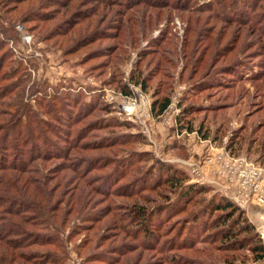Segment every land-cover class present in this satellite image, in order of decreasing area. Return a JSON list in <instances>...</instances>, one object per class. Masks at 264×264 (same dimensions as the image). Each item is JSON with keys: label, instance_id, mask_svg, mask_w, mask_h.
<instances>
[{"label": "rangeland", "instance_id": "rangeland-1", "mask_svg": "<svg viewBox=\"0 0 264 264\" xmlns=\"http://www.w3.org/2000/svg\"><path fill=\"white\" fill-rule=\"evenodd\" d=\"M220 2L193 0L190 5L203 11L188 14L145 5L105 7L96 0H0V9L14 22L9 47L27 65L21 81L29 74L51 95L80 93L88 105L93 96L98 100L90 109L74 106L81 98L72 100L64 116L48 118L60 135H48L56 148L48 149L41 167L48 170L53 191L48 202L39 201L55 212L59 208L54 221L63 233H56L61 264H230L227 247L208 237L213 232L194 226L212 196L225 198L221 192L200 184L209 191L183 211L172 210L167 205L173 204L175 187L164 183L163 175L149 174L152 168L157 174V161L170 165L186 176L183 190L198 185L188 164L206 166L209 157L264 166V37L241 22L214 18L228 10ZM67 19L72 30L52 36ZM261 26L264 34V20ZM10 59L0 51L5 67ZM228 67L236 73L228 75ZM203 83L209 84L203 91L193 89ZM167 97L168 109L155 116L152 104ZM27 102L35 108L33 98ZM184 109L193 110L183 116ZM135 135L144 139L126 138ZM70 139L75 146L68 161L62 154ZM203 171L215 177L213 165ZM82 172L86 177L80 180ZM238 208L264 244V208ZM132 212L145 217L147 236L142 228H128L129 220L141 217ZM236 256L245 259L234 264H255L248 251Z\"/></svg>", "mask_w": 264, "mask_h": 264}, {"label": "trees", "instance_id": "trees-1", "mask_svg": "<svg viewBox=\"0 0 264 264\" xmlns=\"http://www.w3.org/2000/svg\"><path fill=\"white\" fill-rule=\"evenodd\" d=\"M96 1L100 6L121 7L128 10L134 9L137 5H145L155 9L161 7L179 9L176 11L188 14L198 10L199 12L203 11L201 5L197 7L190 5L193 0H175L172 4H169L167 0ZM220 5L225 9L223 0ZM237 6L243 10L239 11ZM231 7L235 8L236 12H229ZM226 8L228 10L222 11V18L218 14L214 18L226 22H241V24L250 27L259 37H264L261 30V22L264 20V0H233ZM208 10H211V3L208 5ZM0 14V21L8 23L10 26L9 28L3 27L0 23V51H3L5 57L11 58L8 67L3 65L4 61L0 63V82H3V85L0 86V264H61L64 253L59 254L60 246H58L59 241L56 235L62 233V230L61 227H57L58 224L56 225L54 221L57 219L59 208L55 212L53 206L50 208L46 204L44 206L40 204V201L41 203L48 202L52 197L51 191H53V188H49L47 180L48 170H45L43 166L41 167V164L46 162L48 154H51L48 149L56 148L48 141V135L54 136L57 133L51 129L52 118L64 116L63 108L71 109L73 107L70 104L72 100L76 103L81 98L79 106L74 105L76 107H86L88 104L84 102V95L80 93H65L62 97L49 94L45 88L46 85L30 79L29 74L26 80L21 81V77L27 73V65L24 63L25 66L22 61L18 62L19 58L13 55L11 46L9 47L11 37L7 36L12 34L15 37L12 32L14 22L1 9ZM46 15H41V18ZM44 21L45 19L40 20V22ZM71 23L70 19H67L58 24L52 30V36L60 38L67 35L72 30ZM262 47L263 45L259 44V49ZM2 69H4L3 72H1ZM234 69L228 67L226 69V71H230L228 75L235 74L237 69ZM255 76L257 73L253 75V77ZM143 80L142 82H144ZM200 85H195L193 89L200 87L203 91L205 89L203 86L209 84ZM26 97L27 101L32 98L35 100V108L26 101ZM96 104H98L97 96H93L88 105L89 109ZM169 104V97L155 100L152 104V113L155 116H161ZM190 110L193 109H184L183 116L186 112L188 114ZM51 116L52 118L48 119ZM57 135L60 134L57 133ZM131 137L138 140L144 139L141 135L126 136L128 139ZM110 144L107 142L104 145L110 147ZM74 146L75 141L70 139L68 148H65L62 154L64 159L69 161L70 158L74 157L71 156ZM41 147L44 149L42 150ZM40 160L39 164L38 161ZM157 163V174L156 169L152 168L149 173L150 177L161 179L163 175V182L171 184V188L175 187L173 204L167 205L168 208L173 205L172 210L181 207V211H183L189 202L191 203L194 199L197 201L196 196H202L209 191L207 188L195 184H191L182 190L183 184L187 181L186 176L170 165H164L158 161ZM160 173L161 175L158 176ZM85 177L82 172L78 179L82 180ZM68 205L70 208L66 211L67 215L71 213L70 209L72 208L69 202ZM165 209L164 212L169 211L167 208ZM203 210H199L201 212L198 214V219L195 216L194 226L197 223L196 227H200L201 230L206 229V231L213 232L208 235L209 238L211 236L212 243H217L220 247H227L225 250L229 251L227 253L230 255L228 263L234 264L238 258L245 259V257H235V255H239L242 251H248L255 264H264V244L255 233L254 227L245 220L243 212L237 206L235 207L221 196H212L211 200L207 202V207ZM215 213L218 216H214ZM133 215L135 218L137 215L141 216L140 213L134 214L132 212ZM158 215L163 214H156L155 217L157 218ZM148 216L151 219L154 217L152 214H148ZM134 217L130 219H134ZM142 220H145L144 216L137 217L134 222L129 220V223L133 224L130 227L127 225V227L129 229L136 227L138 230L142 228L141 234L147 236L144 228L145 222ZM62 222L64 221L62 220ZM119 228L122 232L126 229L125 226H119ZM207 245L209 246L210 243ZM48 247H53L55 250L46 249ZM103 262L105 261L103 260ZM223 262L227 263V261Z\"/></svg>", "mask_w": 264, "mask_h": 264}, {"label": "built area", "instance_id": "built-area-1", "mask_svg": "<svg viewBox=\"0 0 264 264\" xmlns=\"http://www.w3.org/2000/svg\"><path fill=\"white\" fill-rule=\"evenodd\" d=\"M133 109V105L129 104L127 113L131 114ZM235 160L231 161L232 164L218 160L220 165L209 157L206 160V166L198 163L188 165L196 184H208L215 187L225 198L240 208L250 206L264 208V166L254 165L243 158ZM212 165L215 167L213 178L212 174L206 175L203 171V169L208 170Z\"/></svg>", "mask_w": 264, "mask_h": 264}]
</instances>
